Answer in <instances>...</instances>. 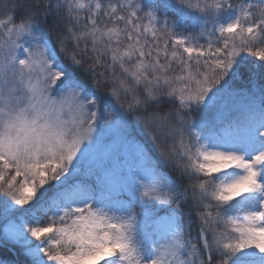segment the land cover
Returning <instances> with one entry per match:
<instances>
[{
	"label": "snow or ice",
	"instance_id": "snow-or-ice-1",
	"mask_svg": "<svg viewBox=\"0 0 264 264\" xmlns=\"http://www.w3.org/2000/svg\"><path fill=\"white\" fill-rule=\"evenodd\" d=\"M5 249L264 264V0H0Z\"/></svg>",
	"mask_w": 264,
	"mask_h": 264
},
{
	"label": "trees",
	"instance_id": "trees-1",
	"mask_svg": "<svg viewBox=\"0 0 264 264\" xmlns=\"http://www.w3.org/2000/svg\"><path fill=\"white\" fill-rule=\"evenodd\" d=\"M194 235H195V233H193ZM0 255H2V256H5V257H7V258H11V259H14V256H13V254L10 252H7V250L5 249V250H2V251H0Z\"/></svg>",
	"mask_w": 264,
	"mask_h": 264
},
{
	"label": "rangeland",
	"instance_id": "rangeland-1",
	"mask_svg": "<svg viewBox=\"0 0 264 264\" xmlns=\"http://www.w3.org/2000/svg\"><path fill=\"white\" fill-rule=\"evenodd\" d=\"M7 252H9V253L11 252L13 254V256H14V259L16 258V253L14 251L7 250Z\"/></svg>",
	"mask_w": 264,
	"mask_h": 264
}]
</instances>
